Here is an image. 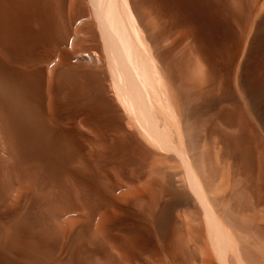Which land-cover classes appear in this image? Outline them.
<instances>
[{
  "label": "bare ground",
  "instance_id": "6f19581e",
  "mask_svg": "<svg viewBox=\"0 0 264 264\" xmlns=\"http://www.w3.org/2000/svg\"><path fill=\"white\" fill-rule=\"evenodd\" d=\"M56 1L64 3V0ZM81 1L86 6L88 15L82 16L80 11L75 14L73 10L74 14L78 15L75 17L72 14L74 19L71 17L70 9L74 8L77 0L68 2L69 17L72 18L71 23L73 22L72 30L67 29L68 37L72 32L70 45L74 44L75 47H80L90 38L91 41L98 42L100 57L96 54L98 57L96 59L100 60L101 58L103 65L101 69L104 68L102 71L103 73L105 71L107 76L105 86L109 87L113 101L124 113L128 122L126 124L132 128L145 148L154 154V157H158L154 158L155 162L152 163L153 172L158 176L160 174L164 176V179L170 183L174 190V195L169 199L171 202L166 201L165 207L178 201L185 202L192 208L191 213L186 214H190L189 216L183 215V230H180L178 239L176 238L178 240L176 241L177 255L183 254V252H179L183 248L184 255L181 257L184 256L185 260L187 257H192L191 254L187 255L186 253H197L196 255L200 258L199 264H213L211 258L215 264H264V237L260 233L263 228L261 230V225H257V222H260L258 220L264 222V201L252 200L254 186L259 187L264 180V0H190L184 8L180 6L181 3L176 2L177 24L188 26L190 45L199 56V60L194 62L192 70L193 81L197 83L206 81L205 78L208 75L205 77L206 70L204 68L207 63L216 65L222 73L221 75H224L226 79H230L229 73H232L231 83L228 82L229 84L227 83L220 88V91L218 90V93L221 92L220 95L217 93L219 97L221 96L222 103L226 101L229 107H232L231 103L234 105V109L231 108L233 110L226 108L225 112L223 109L224 114L221 115V121V118L216 119L220 122L216 123L221 127V132L224 133L222 135H225L224 138L219 135L225 145L215 135L218 127L213 126L215 122L212 125V127H216L215 130L213 129V134L211 127L209 128L211 131L207 127L208 130H205V133L200 128L205 125L200 124L203 116H200V120L197 121V116L202 113V110L205 111V107L209 108L208 104L210 103L215 106L219 98L215 94L213 95L216 97H213L208 91V95L203 93V95L184 96L181 87H172L174 82L170 83L169 71L166 72L168 67L164 68V64L161 63L163 58L160 57V53L154 52L158 48V43L152 39L156 36H153L151 30L147 35L151 36L152 34V39L146 35L144 22L147 20V16L144 12V16L140 15L141 9L138 8L141 4H137L138 1H134L133 4V0ZM17 2L18 0H0V5L3 4L9 8V14L4 11L7 15H0V34L5 38L11 33H8L9 25L11 29L14 28L15 32L17 28L20 30L21 27V30L26 33H31L30 31L33 30H31V23L35 22L34 18L36 17L32 13L33 11L31 15L29 12V14L27 11L25 12L27 16H30L29 20L28 17L25 18L24 13L22 14L24 17L21 15L20 18L27 19L22 22V26H20V21L18 22L19 19L14 17ZM22 2L25 1L22 0ZM60 2H58L59 5H61ZM53 3L54 0H38V8L40 7V12H43L42 18L45 19L42 22H46L52 30V35L53 33L55 35L58 31L57 27L60 29L63 22L61 20L62 25L59 27L56 19L58 24L56 23L57 30H55L54 25L56 24H52V15H56L54 14L55 7L51 15ZM76 6L79 7V5ZM145 10L146 7H144ZM18 11V13L22 12ZM32 16H34L32 18L34 21L30 23ZM60 16L61 14L58 17L60 18ZM141 16L146 18H144L145 21L140 18ZM69 17L68 19H70ZM39 21H41L40 18ZM70 21L65 20L66 23H70ZM80 23L82 24L79 27ZM41 25L44 32L46 25L43 26L42 23ZM65 27L68 28L67 25H64ZM156 29L158 28L156 27ZM9 31L11 30L9 29ZM57 35L60 39L62 35L64 36V32L62 35ZM10 36H8L10 40L5 41L7 47L9 46L8 50L10 49L8 43L13 45L16 40L14 42L12 40L18 38L15 36L11 40ZM92 36H96L97 40ZM5 38L2 39L5 40ZM47 39L44 42L49 41ZM53 40L57 44L52 43L51 48L55 44L56 49L60 51L58 48L60 42H57L56 38ZM1 41L4 45V41ZM153 43H157L156 48H153ZM3 45L1 43L0 47ZM48 46L50 47V45ZM7 47L5 48V45L1 47L0 54H4V52L2 53L4 50L3 56H6V53L8 56ZM86 47L82 49V52L79 48L76 49V55H81L84 53L83 51L89 53L91 48L87 51ZM12 48L11 46L10 52H13L12 50H15L16 46ZM33 48L30 47L32 50ZM36 53L40 54L41 51ZM73 53L75 55V52ZM11 54L4 58L6 62L9 57L12 59ZM91 54L96 56L93 52ZM48 60L52 59L49 57ZM60 62L59 65H61ZM8 63L16 62L8 61ZM9 64L0 62V264H163L160 262L162 259L158 258L159 255L160 258L162 256L158 248L152 246L153 242L151 243V241L150 244L148 243L150 247L148 245L147 247L141 233L137 231L145 229L144 224L142 222L136 224L133 220H127L126 215H122L121 211L119 213L118 209L121 210L127 200L124 203V200H121L120 203V199L116 201L108 197H99L97 194L101 191L100 185L96 181L94 171L91 172L93 168L88 170L90 168L85 166V162L84 166L88 173L91 172L85 178L82 176L81 170L85 167L79 165L81 160H78L79 163H76L75 168L74 161L71 163L73 169L69 167L74 148H77L76 151L79 150V145L76 146V143L83 129L89 135H92L93 129H96L89 123V119H86V122L81 119L82 116L78 118L80 113L77 105L79 104L75 103L78 88L72 87V90H77L75 91L77 95L70 89V96L71 94L74 96V100L71 102L75 105L73 108L72 104L70 105L73 111L71 116L68 114L69 117L65 118L62 115L64 104L56 103L50 99L52 96L54 97L56 90L62 86L63 82L56 86L57 89L54 88V85L52 87V84L46 87L49 101L47 100V108H45L42 102L43 93L40 91L42 89L35 85V83L39 85V81H35L37 80L36 76H34L35 80L30 76V78L24 77L25 79L22 77L20 80L17 71L15 72V69H12ZM17 64L19 65V63ZM52 67L49 68V71L46 68L49 73L52 72ZM71 69H73L72 66ZM60 75L57 80L62 77ZM48 78L50 79V77ZM60 89L58 90L60 91ZM217 89L219 88L217 87ZM214 100L215 103H213ZM45 109L47 117L48 114L53 116V114L59 113L57 117L59 119L50 120L49 123L47 118H44ZM121 110L119 111L121 112ZM208 110L211 111L210 108ZM207 122H205L206 125ZM210 124L208 126H211ZM98 137L101 138L100 135ZM105 144L107 145V142ZM97 145V147L101 146V144ZM105 150L107 151V149ZM99 155L101 154L99 153ZM146 157L148 156L146 155ZM91 158L89 159L91 160ZM149 165L151 167V164ZM112 166L114 165L112 164ZM80 167L82 168L80 169ZM114 168L112 169L115 173ZM97 169L100 171L98 166ZM118 170L121 171V168ZM81 180H83L82 184ZM146 182L149 181H145L149 188V183ZM125 183L127 182L125 181ZM142 183L140 182V184ZM257 191L259 192V190ZM131 192L130 190V195ZM125 193L123 192V194ZM173 196L175 200H173ZM151 200L153 199L151 198ZM160 214L159 211L158 215L160 216ZM163 217L161 214V218ZM161 218L154 217L152 225L158 241H164L163 238L167 235L165 226L169 224L168 218H164L165 222ZM127 225L131 229L127 230ZM192 233L199 235L198 241L193 237L194 235L192 236ZM197 235H195L196 238ZM195 240L198 242H195L196 246L193 242ZM161 245L160 251L164 246ZM166 259L170 261V263L166 261L167 264H196L188 258L185 261L182 260L183 258L180 259L179 263L175 262L176 259Z\"/></svg>",
  "mask_w": 264,
  "mask_h": 264
},
{
  "label": "rangeland",
  "instance_id": "374dc122",
  "mask_svg": "<svg viewBox=\"0 0 264 264\" xmlns=\"http://www.w3.org/2000/svg\"><path fill=\"white\" fill-rule=\"evenodd\" d=\"M19 1H21V2H19ZM25 2H22V0H18V2H17V5L15 6L16 7V13H14L15 15H14V17L16 16L17 17V20H18V22L20 21V23H21V25H20V23H19V25L20 26H22V22H24V21H26L27 19H25V18H27L28 17V20H29V15L27 16V14L25 13L26 11H27V13L29 12L30 13V15H31V12L32 13H34L35 14V18H34V16H32L30 19V23H31V21H34L35 20V22L37 21V25L35 24V22L33 23H31V30L33 31H30L31 33H26L24 30H21L22 29V27H21V29H20V27H19V29L20 30H18V28L16 29L17 31H21L20 33L19 32H15V31H13L14 30V28H12L11 29V27H10V25H9V28L6 26V28H8V33L9 32H11V33H9L8 34V36H10V34H11V36H10V38H11V40H12V37L13 38H15V36L16 37H18V38H16V39H13L12 41L14 42V40H16L15 41V43L14 44H16V45H11V44H9L8 42V45H10V49H11V46L14 48V46H16V48H14L15 50H12L13 52H10L9 50H8V47H7V45L5 44L6 42L5 41H9L10 39H9V37L7 36L6 38L5 37H3L1 34H0V37H2V38H5V40L4 39H2V38H0V41L1 40H3L4 41V45H5V48L7 47V50H8V52H9V54H11V56H12V59L9 57L8 59V61H10V62H16V63H8V61L6 62V59H4L6 56H7V53H6V56H3L4 54H5V51L3 50L2 51V53L4 52V54H0V59H1V61L2 62H4L5 64L7 63V64H9V66L10 67H12V69H15L14 71L17 73V75L19 74V78H20V80H22L21 78L23 77H25V78H28L29 76L31 77V78H33L34 79V76H36L35 77V79H37V80H35V81H39L38 83H39V85H37L36 83H35V85H36V87L37 86H39L42 90H40L42 93V98H44L43 99V103H44V105H45V108H47V102L49 101V96H47V86L48 85H51L52 87H53V85H54V88H56V86H59V84H60V82H63V84H61L62 86V88L60 89L59 87H58V89H60V91L57 89L56 91V93L54 94V97L52 96L50 99H53L56 103H60V104H64V109H63V111H62V115H63V117H65V118H68L69 116H68V114L70 115L71 113H72V111H73V109H71V106H72V108L74 107V105H75V103H76V105L77 104H79V105H77V107L79 108V113H80V115L78 116V118H81V116H82V118L81 119H83V120H88L89 119V123H91L94 127L93 128H96V129H93L94 131H93V136L90 134H87L88 132L86 131V130H84L83 129V131L81 132L82 134H80L81 136H79V140H77V143H76V146L77 145H79V146H81V147H79L78 146V149L79 150H77L76 151V149L77 148H74L75 149V151L73 152V155H72V158H71V161H69V167L71 168L72 167V169H73V164H71V163H73V161H74V168L76 167L75 165H77L78 163H79V161L81 162V163H79V165L81 164V165H83L82 167H88V168H90V169H88V170H91V167L93 168V170L91 171V172H93L94 171V174H95V177H96V181H97V183L100 185V189H101V191L97 194L99 197H104V198H106V197H108V198H111V199H113V200H116V201H119V199H120V203H121V200H124L123 201V207L121 208V210L120 209H118V211H119V213H120V211L123 213H121L122 215H126V218H127V220H130V221H132L133 220V222H135L136 224H138L139 222H142L144 225H143V227L145 228V229H140V230H137L138 232H140L141 233V237H142V239H143V242H144V244H146V246L148 245L149 247H150V241H151V243L153 244L152 246H154V247H157L158 248V250H159V253L162 255L161 256V258H160V255L158 256V258H159V260H161L160 262H162L163 264H167V263H165L166 261L168 262V263H170V261H168L166 258H170V259H176L175 260V262L177 263H179L180 262V259H182L183 261H185V260H187V258L188 259H190V260H193V262H195L196 264L198 263H200V258H199V256L198 255H196L197 253H194V252H189V253H186V251H185V253L187 254V255H190L191 254V256L192 257H194V258H189V257H187L185 260H184V256L183 257H181V255H184V250H183V248L182 249H180V251L179 252H183V254L181 253V255L179 256V254L177 255V244H176V241H178L177 239H178V237L177 236H179L178 234H180V230L182 229L183 230V225H182V221H183V218H184V216L183 215H186V214H188L190 211H191V207H189L190 205H188V204H185V202H178V201H172L173 202V204L172 205H166V207H165V205L164 204H166V201H169V202H171V200H169L170 199V197H172V195H174V190H173V188H172V186L170 185V183L169 182H167L166 181V179H164L165 177L164 176H162L161 174L158 176V174L157 173H155V172H153V170H152V163L153 162H155L154 160V158H158V157H154V154H152V153H150V151L147 149V148H145V146L139 141V139H138V137L134 134V132L132 131V128L131 127H129L128 126V124H126V123H128L127 121H126V117H125V115H124V113L122 112V110L117 106V104L113 101V99H112V96H111V93H110V89H109V87H106L105 85L107 84V76H106V73H105V71H104V73H103V71L102 70H104V68L103 69H101V67H103V65H102V62H101V58H100V60H98V59H96L97 61H99V62H97V61H88V60H86V59H82V58H78V57H76L75 58V55H76V53H77V51H76V49L78 50V48L81 50L80 52H82V49L84 48V47H86L85 45H88L89 47H86L87 48V51H89L88 49L89 48H91L90 49V51H89V54L91 53V52H93L95 55L97 54H99L100 52H99V47H98V42L97 41H95V42H93V41H91L92 39L90 38L89 40H87V42H85L84 44H82V46H77V47H75L74 46V44L73 45H70V39H71V33L72 32H70V34H69V37H68V33H69V31L67 30V29H70V31L72 30L71 28H72V26H73V22L71 23V19L73 18V15L75 16V17H77L75 14H78L79 13V11H80V15H82V16H87L88 15V10H87V8H86V6L84 5V3L81 1V0H77V2H76V4H75V6H74V8H71L70 9V14H71V17H69V0H64V5H65V7H62V6H64L60 1H58V2H60L61 3V5H59V3L56 1V0H54V3H53V7H52V13H51V15L53 14V12H54V7L56 8V10H55V12H54V14H56L55 16H56V18H55V16L54 15H52V18H53V25H54V23L56 24L57 23V21H58V26L60 27L61 25H62V23H61V20H62V22H63V25L60 27V29L57 27V24L56 25H54V27H55V30H57L58 29V31H56L55 33V35H54V33H53V35H52V30L50 29V27H49V25L46 23V22H42V20L43 21H45V19H43L42 17H43V12L41 11L40 12V7L38 8V0H24ZM36 1H37V3H36ZM56 1V2H55ZM132 1V0H131ZM134 1H138L137 2V4H141V6H143V5H145V6H143V7H139L138 8V5H137V8L138 9H141V14L140 15H142V16H144L143 15V12H144V14H145V16H147V20L145 21V19L141 16L140 18H143L144 19V21L146 22H144L143 21V19H141L142 20V22H144V24H146V26L144 25V28H145V31H146V35H147V33L149 32H151L152 34H153V36H156L155 38H156V40H155V38H151V36H152V34H151V36L150 35H147L148 37H149V39H152L153 41H157V43H158V45H157V43L155 44V43H153V48H156L155 47V45H157V50L155 49L154 50V52L155 53H160V57L161 58H163L162 60H161V63H163L164 64V68H166V67H168L166 70V72H168L169 71V80H170V83H173V86H172V84H171V86L173 87V88H175V87H181L180 89H182L181 90V92H182V94L184 95V96H189V95H199V94H202L203 95V93L205 94H207L208 95V93H211V95H213V94H215L218 98H216V99H218L219 101H221V102H217L216 101V103H215V100L213 101V103H215V106H214V104H212L211 105V103L210 104H208V107L211 109V111L210 110H208L209 108H206L205 107V111L204 110H202V113H204L203 115H201V114H199V116H197L196 118H197V121L198 120H200V116H203L204 118H202V120H201V122H200V124H205L206 125V123L205 122H207V125L205 126V125H202L200 128L202 129V131L204 130V133H205V130H208L210 127H211V130L209 129V131H211L213 134H214V132H213V129L215 130V128L216 127H212V125L214 124V122H215V124L213 125V126H218L217 127V131H215V135H216V137L218 138V140H222V138L219 136V135H221L223 138H224V136L225 135H222V134H224V133H222L221 131V127L219 126V124H217V123H220V122H218V120L216 121V119H218V118H221L223 115H222V113L225 111V109L227 108H229V109H231V108H233V106L234 105H232V103L230 104L232 107H229V105H228V103H226V101H225V103H222L223 102V100H221L220 99V97L217 95V93H218V90L220 91L221 89V87H224V85H227V83L229 82V83H231V77H232V73L230 72L229 73V78L230 79H226L225 78V76L224 75H221L222 73H220V71L218 70V67L216 66V65H214V64H211V63H207V64H205L206 66H205V70H206V72H205V77H206V75H208L207 76V78H205L206 79V81L204 80L203 82H201V83H197V82H195V81H193V78H192V70H193V68H194V62H196V61H198L199 59V56L198 55H196V53L194 52V48L190 45V41H189V38H190V30H189V28H188V26H181V25H178L177 24V17H176V11H177V6H176V2L177 3H181L180 4V6H182L183 8L188 4V2L190 1V0H133L132 1V3L134 4L135 2ZM140 2H142V3H140ZM19 3V4H18ZM81 3V4H80ZM24 4V5H23ZM33 4H34V6H33ZM25 6V7H23V6ZM26 5L28 6L27 8H26ZM37 5V6H36ZM55 5V6H54ZM59 5V6H58ZM76 5H79V7L78 6H76ZM81 5V6H80ZM153 5V6H152ZM1 6V8H0V12H8L9 10V8L8 7H5L3 4H1L0 5ZM7 6V5H6ZM2 7H3V9H2ZM23 7V8H22ZM59 9H58V8ZM61 7V8H60ZM144 7H146V10H148V11H144ZM19 8V9H18ZM29 8V9H28ZM76 8V9H75ZM79 8V9H78ZM22 9V10H21ZM25 9H28V10H25ZM61 9H63V10H61ZM153 9V10H152ZM18 10H20V11H22V12H20V13H18L19 11ZM61 10V11H60ZM73 10H74V12H75V14H74V12H73ZM83 10V11H82ZM85 10V11H84ZM151 12H150V11ZM175 10V11H174ZM18 11V12H17ZM59 11V12H58ZM0 13V15H2V16H5V15H7V14H9V12L6 14V13ZM63 12H64V14H65V16H64V14H63ZM66 12V13H65ZM73 12V13H72ZM78 12V13H77ZM83 12V13H82ZM85 12V13H84ZM25 14V18H23L24 17V15H22V14ZM28 13V14H29ZM61 14V16H62V18H61V16H60V18L58 17L60 14ZM153 15V18H152V15ZM4 14V15H3ZM17 14H19V15H17ZM34 14H32V15H34ZM42 14V15H41ZM73 14V15H72ZM21 15L23 16L22 18H20L21 17ZM79 15V16H80ZM175 15V16H174ZM40 16V17H39ZM38 17V18H37ZM63 17H66L67 19H65V18H63ZM68 17L70 18V19H68ZM74 17V18H75ZM32 18H34V20L32 19ZM39 18H40V20L41 21H39ZM45 18V17H44ZM55 18V19H54ZM73 18V19H74ZM56 19H57V21H56ZM150 19V20H149ZM65 20H67V22H69L70 20V23H66L65 22ZM153 22V23H152ZM5 23H7L6 21H5ZM41 23L43 24V26L44 25H46L44 28H45V30H47L46 31V33L47 32H49V33H47V35H46V33H45V30H44V32H43V28H42V25H41ZM45 23V24H44ZM150 23V24H149ZM154 23H155V27H154ZM36 26H35V25ZM38 24H39V26H38ZM81 24L82 23H80L78 26L80 27L81 26ZM166 24V25H165ZM18 25V26H19ZM64 25H67V27L68 28H64ZM70 25V26H69ZM149 25V26H148ZM153 25V26H152ZM176 26V27H175ZM49 27V28H48ZM56 27H57V29H56ZM156 27L159 29H156ZM181 27V28H180ZM38 28V29H37ZM61 28H62V30H61ZM153 28V29H152ZM186 28H188V29H186ZM9 29L11 30V31H9ZM49 29V30H48ZM64 29V30H63ZM36 30V31H35ZM38 30V31H37ZM62 31V32H60V31ZM149 30H151V31H149ZM185 30H187V31H185ZM23 31H24V34H23ZM67 31H68V33H67ZM185 31V32H184ZM60 32V33H59ZM63 32H64V36L62 35L63 34ZM162 32V33H161ZM167 32V33H166ZM180 32V33H179ZM187 32H188V35H187ZM67 33V34H66ZM182 33H184V34H182ZM13 34H14V36H13ZM18 36H17V35ZM41 34V35H40ZM43 34V35H42ZM45 34V35H44ZM57 34H59V35H62L61 37H60V39H59V36L57 35ZM163 34H166L167 35V37H166V35H163ZM51 37H50V36ZM58 37H57V36ZM163 35V36H162ZM170 35V36H169ZM183 35V36H182ZM43 36V37H42ZM47 37L48 39H49V41H47V42H44V40L46 41V39L47 38H45V37ZM162 36V37H161ZM172 36V37H171ZM42 37V38H41ZM52 38V37H54V38H56L57 39V42H60L59 43V46H58V48L60 49V51L58 50V49H56V47H55V44H57V43H55V40H53L54 38H52V39H50V38ZM64 37V38H63ZM92 37H94L95 38V40H97V38H96V36H92ZM170 37V38H169ZM186 37V38H185ZM38 38H39V41H37L38 40ZM45 38V39H44ZM64 39V40H62V39ZM164 38V39H163ZM168 38H169V40H168ZM174 38V39H173ZM7 39V40H6ZM43 39V40H42ZM47 39V40H48ZM158 39V40H157ZM160 39V40H159ZM165 39H167L166 41H165ZM20 40V41H19ZM36 40V41H35ZM53 40V41H52ZM60 40V41H59ZM163 40V41H162ZM179 40V41H178ZM34 41H35V45H34ZM41 41V42H40ZM43 41V42H42ZM63 43H62V42ZM92 43H91V42ZM90 44H89V43ZM152 42V41H151ZM1 43H2V45H3V42L1 41L0 42V45H1ZM11 43V42H10ZM38 43V44H37ZM40 43H44L43 45L42 44H40ZM46 43V44H45ZM52 43H55V44H53V46H54V48H53V46H52V48H51V45H52ZM37 44V45H36ZM50 45V47L48 46V45ZM96 44V45H95ZM4 45L3 46H1V47H4ZM35 46H37V47H35ZM38 46H39V48H38ZM43 46H46L47 47V49H46V47H43ZM74 46V47H73ZM95 46H97L98 47V49H96L97 47H95ZM160 46V47H159ZM0 47V49H2ZM30 47L31 48H33V50H35L36 48V52H40L41 51V53L44 51V52H46V53H40L41 54V56H39L40 54H37L35 51H33L32 49H30ZM41 47H42V49H41ZM94 47V48H93ZM12 48V49H13ZM85 48V49H86ZM4 49V48H3ZM24 49V50H23ZM44 49V50H43ZM50 49V51H48ZM55 49V50H54ZM6 50V49H5ZM38 50V51H37ZM50 52L49 54H48V52ZM62 50V51H61ZM93 50H96V51H93ZM57 51V52H56ZM59 51V52H58ZM158 51V52H157ZM1 52V51H0ZM7 52V51H6ZM52 52V53H51ZM61 52V53H60ZM73 52H75V55H74V53ZM80 52H78V53H80ZM83 52H86V51H83ZM97 52V53H96ZM165 52V53H164ZM55 55H54V54ZM88 53V52H87ZM9 54H8V56H9ZM33 54V55H32ZM58 54H60L59 56H58ZM18 55V56H17ZM21 55H22V57H21ZM25 55V56H24ZM27 55V56H26ZM28 55H29V58H28ZM48 55V56H47ZM57 55V56H56ZM97 55H96V57H97ZM100 55V54H99ZM98 55V57H100ZM7 56V57H8ZM33 56V57H32ZM38 56V57H37ZM43 56V57H42ZM60 56H61V58H60ZM74 56V57H73ZM77 56V55H76ZM32 57V58H31ZM48 57V58H47ZM49 57L52 59V60H48L49 59ZM54 57H55V59H54ZM97 57V58H98ZM160 57H159V59H160ZM31 58V59H30ZM35 58H37L36 60H35ZM42 58V59H41ZM57 58V59H56ZM59 58H60V60H59ZM13 60V61H11V60ZM20 59V60H19ZM39 59V60H38ZM42 61H41V60ZM44 59V60H43ZM25 60V61H24ZM28 62H27V61ZM29 60H32V61H29ZM54 60V61H53ZM58 60V61H57ZM63 60V61H62ZM0 61V62H1ZM22 61V62H21ZM53 61V62H52ZM56 61H57V64H56ZM59 61H61L60 63H61V65H59ZM27 62V63H26ZM30 62V63H29ZM47 62V63H46ZM55 62V63H54ZM96 62V63H95ZM17 63H19V65L17 64ZM26 63V64H25ZM31 63H32V66H31ZM45 63V64H44ZM62 63H63V65H62ZM100 63V64H99ZM21 64H23V65H21ZM36 64V65H35ZM52 64V65H51ZM57 65V67H56V65ZM95 64V65H94ZM211 64V65H210ZM51 65V66H50ZM55 65V66H54ZM66 65V66H65ZM26 66V67H25ZM52 66H54V67H52ZM71 66H72V68L73 69H71ZM213 66H214V68H213ZM216 66V67H215ZM42 69H41V68ZM52 67V72H48L50 69L49 68H51ZM78 67V68H77ZM82 67V68H81ZM100 67V68H99ZM48 69V71H47V69ZM56 68V69H55ZM212 68V69H211ZM18 69V70H17ZM32 69V70H31ZM41 69V70H40ZM60 69H62L61 71H60ZM65 69V70H64ZM70 69V70H69ZM40 70V71H39ZM57 70V71H56ZM211 70V71H210ZM30 71V72H29ZM35 71V72H34ZM56 71V72H55ZM61 73V75H60V73ZM69 71V72H68ZM22 72V73H21ZM37 72V73H36ZM48 73V74H47ZM100 73V74H99ZM207 73H209V74H207ZM34 74V75H33ZM42 74V75H41ZM50 74V75H49ZM53 74H54V76H53ZM96 74V75H95ZM104 74V75H103ZM216 74V75H215ZM26 75V76H25ZM58 75H60V76H62V77H60V79L59 80H57L58 78H59V76ZM81 75V76H80ZM214 75V76H213ZM33 76V77H32ZM53 76V77H52ZM103 76V77H102ZM29 77V78H30ZM48 77H50V79L48 78ZM52 77V78H51ZM58 77V78H57ZM73 77V78H72ZM86 77V78H85ZM100 77V78H99ZM24 78V79H25ZM39 78V79H38ZM48 78V79H47ZM53 78H54V81H52L53 80ZM79 78H81V79H79ZM228 78V77H227ZM52 79V80H51ZM86 81H85V80ZM106 79V80H105ZM49 80V81H48ZM211 80V81H210ZM48 81V82H47ZM57 81V82H56ZM59 81V82H58ZM104 81V82H103ZM106 81V82H105ZM171 81H173V82H171ZM227 81V82H226ZM53 82H54V84H53ZM48 83H50V84H48ZM84 83V84H83ZM88 83V84H87ZM228 83V84H229ZM85 85V86H83V85ZM175 85V86H174ZM198 85V86H197ZM22 87V86H21ZM72 87L73 88H78L77 90L76 89H73L72 90ZM199 87V88H198ZM208 87V89H206ZM213 87H214V89H213ZM217 87L219 88V89H217ZM39 88V89H40ZM106 88V89H105ZM70 89H71V91L73 92L74 91V93H75V91H77V93H78V96L76 97V101H75V103H73L72 104V102L71 101H73L74 100V96H72V94H71V96H72V98H71V96H70V93H71V91H70ZM86 89V90H85ZM200 89V90H199ZM209 89H213V90H209ZM108 92H107V91ZM216 90V91H215ZM70 91V92H69ZM84 91V92H83ZM196 91V92H195ZM207 91H208V93H207ZM210 91V92H209ZM65 92V93H64ZM81 92V93H80ZM215 92V93H214ZM83 93V94H82ZM97 93V94H96ZM104 93V94H103ZM220 94H221V92H219ZM218 93V94H219ZM76 94V93H75ZM86 94V95H85ZM219 94V95H220ZM77 95V94H76ZM110 95V96H109ZM210 95V96H211ZM215 95H213V97H216ZM42 98H41V100H42ZM94 98V99H93ZM100 98V99H99ZM107 98V99H106ZM66 99V100H65ZM48 100V101H47ZM89 100V101H88ZM106 100V101H105ZM45 102H46V104H45ZM106 102H107V105H106ZM72 104V105H71ZM116 104V105H115ZM224 104H225V106H224ZM227 104V105H226ZM71 105V106H70ZM100 105V106H99ZM115 105V106H114ZM212 107H211V106ZM69 107V108H68ZM225 107V108H224ZM81 108V109H80ZM67 109V110H66ZM223 109H224V111H223ZM234 109V108H233ZM233 109H231V110H233ZM119 110H121V112L119 111ZM207 110V111H206ZM228 111V110H227ZM69 112V113H68ZM205 112H206V114H205ZM226 112V111H225ZM58 114L59 113H56V114H53V116L52 115H49L48 114V117H47V112H46V109H45V117L44 118H47V120H48V122L50 123V120L51 121H53V120H55L57 117H58ZM224 114V113H223ZM66 115V116H65ZM88 115V116H87ZM205 115V116H204ZM222 115V116H221ZM71 116V115H70ZM52 117H53V119H52ZM207 117V118H206ZM94 118V119H93ZM57 119H59V118H57ZM212 119V120H211ZM87 120H86V122H87ZM222 120V118L220 119V121ZM199 122H197L198 124H199ZM210 122H211V124H210ZM213 122V123H212ZM217 122V123H216ZM96 123V124H95ZM211 125V126H208L209 124ZM96 125V126H95ZM203 126H205V127H203ZM208 127V129H206ZM97 129H98V132H97ZM121 129V130H120ZM125 129H126V131H125ZM220 130V131H219ZM121 131H122V133H121ZM208 131V132H209ZM126 132V133H125ZM219 133L218 135H217V133ZM86 134H87V136L89 137H87L86 136ZM96 134V135H95ZM105 134V135H104ZM124 134V135H123ZM98 135H100L101 136V138L100 137H98ZM105 136V137H104ZM124 136H125V138H124ZM83 137H85L84 139H83ZM98 137V138H97ZM114 138V139H113ZM220 138V139H219ZM91 139V140H90ZM122 139V140H121ZM104 140V141H103ZM80 141H82V142H80ZM95 141V142H94ZM97 141V142H96ZM100 141V142H99ZM103 144H102V143ZM105 142H107V145L105 144ZM124 142V143H123ZM82 143V144H81ZM96 144V146H95V144ZM127 143V144H126ZM223 145H225L224 143V140H222V142H221ZM94 144V145H93ZM97 144H101V146H99V147H97L98 145ZM113 144H114V146H113ZM137 144V145H136ZM112 145V146H111ZM140 145V146H139ZM75 145H73V147H76ZM112 148H111V147ZM102 147V148H101ZM103 147L105 148V149H107V151L104 149L103 150ZM114 147V148H113ZM142 149H141V148ZM88 148V149H87ZM98 148H99V150H98ZM110 151H109V150ZM129 149V150H128ZM90 150H93V152H90ZM103 150V151H102ZM113 150H114V152H113ZM116 150H118V151H116ZM84 151V152H83ZM86 151H88V152H90L89 154H93L92 156L93 157H95V158H91L92 156H90L89 154H88V152L86 153ZM126 151V152H125ZM143 151H145V152H143ZM77 152H79V153H77ZM83 152V153H82ZM108 152V153H107ZM112 152V153H111ZM132 152V153H131ZM142 152V153H141ZM149 152V153H148ZM75 153H77V154H75ZM99 153L101 154V155H99ZM118 153V154H117ZM121 153V154H120ZM135 153V154H134ZM83 154V155H82ZM109 156H107V155ZM87 155V156H86ZM115 155V156H114ZM120 155H122V156H120ZM146 155L148 156V157H146ZM150 155V156H149ZM79 156H82V157H80L79 158ZM85 156V157H84ZM102 156H103V158H102ZM143 156V157H142ZM91 158V160L89 159V158ZM152 157H153V159H152ZM105 158V159H104ZM145 158V159H144ZM94 159V160H93ZM122 159V160H121ZM141 159H144V160H142L141 161ZM146 159H147V161H146ZM150 159V160H149ZM79 160V161H78ZM83 160H85V161H83ZM113 160V161H112ZM124 160V161H123ZM76 161V162H75ZM96 161V162H95ZM105 163H104V162ZM133 161V162H132ZM84 162H85V166H84ZM95 162V163H94ZM147 162V163H146ZM77 163V164H76ZM104 163V164H103ZM109 163V164H108ZM121 163V164H120ZM71 164V165H70ZM87 164V165H86ZM89 164V165H88ZM101 164V165H100ZM108 164V165H107ZM112 164L114 165V166H112ZM149 164H151V167H150V165ZM79 165H78V167H79ZM107 165V166H106ZM118 165H119V167H118ZM121 165V166H120ZM129 165V166H128ZM90 166V167H89ZM97 166H98V168H100V171L97 169ZM149 168H148V167ZM82 167H80V169L82 168ZM83 168V169H81L82 170V172H83V174H82V176L85 178V177H87L88 176V174H90L91 172L89 171V173H88V170H87V168ZM114 168L116 171H118L117 173H116V171H115V173L113 172V169L112 168ZM121 168V171L120 170H118V169H120ZM143 168H145L144 170H143ZM112 169V170H111ZM133 169H134V171H133ZM97 170V171H96ZM106 173H104V172ZM81 172V173H82ZM97 172V173H96ZM124 172V173H123ZM132 172H134V173H132ZM86 173V174H85ZM103 173H104V175H103ZM122 174V175H121ZM142 174V175H141ZM108 175H109V177H108ZM122 176V177H120V176ZM105 176V177H104ZM141 176V177H140ZM145 176V177H144ZM148 176V177H147ZM104 177V178H103ZM121 178V179H119V178ZM127 177V178H126ZM73 178V177H72ZM72 178H70V180H72ZM138 178H139V180H138ZM144 178V179H143ZM164 180H163V179ZM112 179V180H111ZM73 180H75V179H73ZM129 180V181H128ZM144 180V181H143ZM149 181V182H146V183H149V188H148V185L147 184H145V181ZM162 180V181H161ZM109 181V182H108ZM112 181H113V183H112ZM125 181L128 183H125ZM138 181V182H137ZM164 181V182H163ZM73 182V181H72ZM81 182H83V180H81L80 181V183ZM134 182V183H133ZM137 182V183H136ZM140 182L142 183V184H140ZM163 182V183H162ZM264 180L262 181V183H260V185H259V182L257 183L258 185H259V187L256 185V186H254V190H255V188L256 187H258L254 192L252 191V194H254V196L252 195V200H254V201H264ZM79 183V184H80ZM133 183V184H132ZM82 184V183H81ZM126 184V185H125ZM136 184H139V185H136ZM150 184H152V186H150ZM165 184V185H164ZM116 185V186H115ZM118 185V186H117ZM129 185V186H128ZM136 186L135 188H136V191L134 190L135 188L134 187H132L131 188V186ZM104 186H106V187H104ZM157 186V187H156ZM107 187H109V188H107ZM129 187V188H128ZM159 187V188H158ZM123 188V189H122ZM152 188H153V190H152ZM169 188V189H168ZM111 189V190H110ZM132 191L131 192V195H130V190ZM133 189V190H132ZM151 189V190H150ZM124 190H126V191H124ZM257 190H259V192L257 191ZM263 190V191H262ZM135 193H134V192ZM139 191V192H138ZM121 192V193H120ZM123 192L125 193V194H123ZM160 192V193H159ZM162 192V193H161ZM141 193V194H140ZM157 193H159V194H157ZM172 193V194H171ZM263 193V194H262ZM100 194V195H99ZM135 194V195H134ZM154 194H155V196H154ZM162 194V195H161ZM127 195V196H126ZM138 195V196H137ZM150 195V196H149ZM110 196V197H109ZM130 196V197H129ZM120 197V198H119ZM124 197V198H123ZM138 197V198H137ZM140 197V198H139ZM144 197V198H143ZM162 197H164V198H162ZM123 198V199H122ZM125 198H127V199H125ZM147 198V199H146ZM150 198V199H149ZM151 198L153 199V200H151ZM141 199H145L144 201H142ZM172 199V198H171ZM147 200V202H149V203H147V202H145ZM150 200V201H149ZM173 200H175L174 199V196H173ZM134 201H135V203H136V205H135V203H134ZM141 203H140V202ZM155 201V202H154ZM157 201V202H156ZM128 202V203H127ZM150 203H151V205H150ZM153 203V204H152ZM169 204V203H168ZM142 205V206H141ZM151 206V207H150ZM163 206V207H162ZM169 206V207H168ZM178 206V207H177ZM142 207H143V209H142ZM153 207V208H152ZM157 207V208H156ZM165 207V208H164ZM183 207V208H182ZM190 208V210H189V208ZM176 208V209H175ZM184 208H186V209H184ZM150 209V210H149ZM183 209H184V211H183ZM152 210V211H151ZM177 210V211H176ZM188 210V211H187ZM112 211V210H111ZM143 211H146L145 213L143 212ZM148 211V212H147ZM155 211V212H154ZM160 211V213L164 216L163 218H161V214H160V216L158 215V212ZM180 211V212H179ZM186 211V212H185ZM177 212V213H176ZM182 212H185L184 214H182ZM148 213H150V214H148ZM175 213V214H174ZM191 213V212H190ZM148 214V215H147ZM155 214H156V216H155ZM190 215V214H189ZM189 215H186V216H189ZM143 216V217H142ZM172 216V217H171ZM174 216V217H173ZM179 216H181V217H179ZM185 216V217H186ZM154 217H157V218H161V219H163V221H164V218H168L169 219V221H168V225L167 226H165L166 227V230H167V235H165L166 237H164L163 239H164V241L162 242V241H158L157 239V237L155 236V234H154V232H153V227H152V225H153V218ZM176 217V218H175ZM146 218V219H145ZM181 218H182V220H181ZM168 219H165V220H168ZM172 219H174V220H172ZM258 221H260V222H257V225H261L260 226V229L261 228H263V231L262 232H260V233H262L263 234V237H264V222H261V220H258ZM264 221V220H263ZM152 222V223H151ZM165 222V221H164ZM171 223V224H170ZM175 223V224H174ZM140 224V223H139ZM142 225V224H141ZM168 228V229H167ZM129 229H131V227L129 226V225H127V230H129ZM262 230V229H261ZM260 230V231H261ZM179 231V232H178ZM149 232V233H148ZM132 233V232H131ZM146 234V235H145ZM151 236H150V235ZM194 234L192 233V236H193ZM195 235H197V234H195ZM193 236L197 241H198V238H200V237H198L199 235H197V238H196V236ZM262 236V235H261ZM177 238V239H176ZM194 238H193V240H194ZM193 241L194 242V244H195V242H197V241ZM143 242H142V244H143ZM147 242V243H146ZM162 242V243H161ZM174 242V243H173ZM149 243V244H148ZM159 243H161V244H163L164 246H163V249H162V251L165 253H163L162 251H160V249L162 248V247H160V246H162L161 244L159 245ZM178 243V242H177ZM198 243V242H197ZM197 243L195 244V246L197 245ZM156 246H155V245ZM145 246V245H144ZM147 246V247H148ZM146 247V248H147ZM166 247V248H165ZM165 255H163V254ZM174 253V254H173ZM167 254V255H166ZM171 254V255H170ZM176 254V255H175ZM196 255V256H195ZM186 256V255H185ZM164 257H166V258H164ZM172 257V258H171ZM180 257V258H179ZM157 258V257H156ZM158 260V261H159ZM196 260V261H195ZM211 261L213 262V264H215V261L211 258ZM192 262V261H191ZM192 262V263H193Z\"/></svg>",
  "mask_w": 264,
  "mask_h": 264
},
{
  "label": "built area",
  "instance_id": "2783aa9c",
  "mask_svg": "<svg viewBox=\"0 0 264 264\" xmlns=\"http://www.w3.org/2000/svg\"><path fill=\"white\" fill-rule=\"evenodd\" d=\"M76 57L84 58V59H86L88 61H96V58H97L96 56H93L91 53L89 54L87 52H84L81 55H77Z\"/></svg>",
  "mask_w": 264,
  "mask_h": 264
}]
</instances>
